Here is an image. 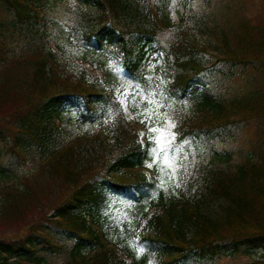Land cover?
I'll return each mask as SVG.
<instances>
[{
    "label": "trees",
    "instance_id": "16d2710c",
    "mask_svg": "<svg viewBox=\"0 0 264 264\" xmlns=\"http://www.w3.org/2000/svg\"><path fill=\"white\" fill-rule=\"evenodd\" d=\"M74 1L77 45L113 49L125 78L140 77L146 48L161 52L174 143L208 148L217 160L189 161L175 191L149 178L154 140L123 113L117 90L56 65L37 0H0V179L17 177L24 158L36 166L0 187V264H218L255 251L251 264H264V19L190 0L172 26L151 1ZM236 79L245 91L230 89ZM65 107L81 124H101L65 137ZM252 123L262 129L255 157L233 164L216 146ZM111 197L132 207L112 233L102 222ZM11 221L20 224L12 236Z\"/></svg>",
    "mask_w": 264,
    "mask_h": 264
},
{
    "label": "rangeland",
    "instance_id": "374dc122",
    "mask_svg": "<svg viewBox=\"0 0 264 264\" xmlns=\"http://www.w3.org/2000/svg\"><path fill=\"white\" fill-rule=\"evenodd\" d=\"M149 1L153 3L154 12H158L159 16L166 15L172 26H175L178 20L191 9L189 0ZM212 1L215 9L220 13H223L224 8L227 6L229 9L234 7L233 11L228 13L232 18L245 16L252 23L264 19V0ZM36 4L42 8L39 16L42 19V25H44L43 32L47 47L53 51L56 57V65H63L65 73L68 71L75 74L84 72L89 80L101 83L109 88H115L130 119L146 122L145 124L149 127L148 137L154 140L151 160L147 161L146 165H152L150 168L154 171V176L158 179L161 186L174 191L178 189L185 180L189 161L203 159L208 162H215L217 160L212 156V151L208 148L200 147L198 150H185L186 148L183 145L174 143L173 134L167 128L165 119V112L169 106L164 92L168 81L166 80V65L161 54L153 49L154 46L146 48L144 56L140 60V77L136 80L127 79L121 74L118 56L113 49L109 47L92 52L86 51L77 45V40L74 37L75 13L77 11L76 1L37 0ZM195 7H197V4ZM136 58L138 59V57ZM51 66L54 67V64H51ZM228 85L231 86V90L237 91H245L247 88L245 82L241 79L229 82ZM230 94H232L231 91L228 95L230 96ZM189 105L190 103L186 102L183 107L187 109ZM60 116L61 124L67 129L65 137H67L69 132H92L101 124V122L89 125L81 124L76 118V109L71 107L63 108ZM57 126L61 128V125ZM150 129H155L156 131H151ZM261 133L262 129L259 128L258 130V125L252 123L239 133L236 141L217 144V151L223 152V154L230 153L232 155L230 162L233 164L243 162L252 156V147L257 136ZM157 137H160L159 142L156 140ZM15 169L17 177L6 181L1 178L0 187L5 182L13 181L16 183L18 176L32 177L36 171V166L31 159L24 158L15 166ZM131 208L130 204L122 200V198L111 197L102 211L104 228L110 233L114 232L115 229L121 228L123 223L128 222L132 218ZM8 223L16 225L6 228L8 230L6 234L13 235L16 227L20 224L14 221ZM4 230H0V234H4ZM260 258V251H255L251 254L234 258H222L218 261V264H251L253 262L256 263ZM50 263L53 264L54 261Z\"/></svg>",
    "mask_w": 264,
    "mask_h": 264
},
{
    "label": "snow or ice",
    "instance_id": "6c2138e0",
    "mask_svg": "<svg viewBox=\"0 0 264 264\" xmlns=\"http://www.w3.org/2000/svg\"><path fill=\"white\" fill-rule=\"evenodd\" d=\"M148 118L150 119V117H148ZM141 122L143 123L144 121L142 120ZM170 127H175V125L172 124V125H170ZM150 130H151V131H156L155 129H150ZM172 138H173V139L175 138V137H174V134H173V137H172ZM156 140H157V142H159L160 137H157ZM148 166H149V167H152L151 164H149Z\"/></svg>",
    "mask_w": 264,
    "mask_h": 264
}]
</instances>
